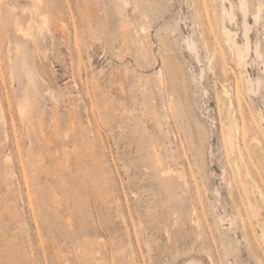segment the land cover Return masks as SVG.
<instances>
[{"label": "rangeland", "instance_id": "obj_1", "mask_svg": "<svg viewBox=\"0 0 264 264\" xmlns=\"http://www.w3.org/2000/svg\"><path fill=\"white\" fill-rule=\"evenodd\" d=\"M261 1L0 0V264H264L236 164L264 194Z\"/></svg>", "mask_w": 264, "mask_h": 264}, {"label": "bare ground", "instance_id": "obj_2", "mask_svg": "<svg viewBox=\"0 0 264 264\" xmlns=\"http://www.w3.org/2000/svg\"><path fill=\"white\" fill-rule=\"evenodd\" d=\"M243 1H245V0H243ZM240 2H242V1H240ZM242 3L245 4V2H242ZM242 3H241V5H242ZM262 4H263V2L261 0H258V9H257L256 15H255L256 20L260 18V11H261ZM35 9H36L35 16H33L30 20L35 21L39 17H41V19H45L39 13L37 4H35ZM223 14H227V10L225 9V6H223ZM245 14H246L245 15V17H246L247 13H245ZM144 15H145V13H144ZM21 23H22L21 20L16 21V29L19 32H22L23 34L26 35L29 30H26L25 29L26 27L24 28V26H22L23 23L22 24ZM28 27H29V25H28ZM223 31L228 36V38L231 39V32L227 28V25L225 23H223ZM152 43L153 42L151 40L149 28L146 25H143L141 28V34L137 38V52L143 59H148V56L151 53ZM234 44H235V48H236V52H235L236 62L239 66H241L244 64L246 56H245L243 50L239 47V44L238 45L236 44L235 40H234ZM189 45L191 46L192 43L189 42ZM176 58H177L176 56H168L163 60V64L161 65V67L156 72L157 84H158L157 86L161 87V85L164 82V75H165V73H168L171 76V79L175 83V85L182 88L183 99L185 102H187L189 86L187 85V82H186L184 67ZM197 58L200 60L199 56ZM222 89H223L224 93L228 94L229 90L224 84L222 85ZM19 110H20L22 117L24 118L26 115L25 107L21 105ZM190 125H191V128H190V131H189L188 136H187V143H188L190 149L200 152L199 151L200 147L197 146L195 143L194 130L192 128L193 125L192 124H190ZM194 125L197 126V129H198V131L202 137L204 136V134L206 135V131H204V134H203V131H201L202 130L201 128L203 125L200 121H198V120L194 121ZM224 130H225V135L228 139V142H229L231 148L235 151L236 148L238 147V133L240 131H239V128L236 124L235 119L233 118L232 113H230L228 116L227 123H226ZM240 163H241V161L238 159L236 164H237V169H238L239 174H240V178L242 180V186H243V189L245 192L247 206L250 210V214H251L250 219H253V222L255 223L256 228L258 229L259 235H260V237L264 243V214H263V211H264V194L258 188L251 186V184L247 185V182H244L245 177L242 174V171L240 168V166H241ZM258 203H260V204H258ZM238 207H239V204L236 202V210L238 209ZM250 214H249V216H250ZM238 216H241V213L239 211H238ZM229 223L231 225H233L235 223L234 217L230 218ZM242 229H243V236L246 238V241L250 242L249 240H247V237L249 236V232L247 230V226H246V222H245L244 218H242ZM249 245H250V243H249Z\"/></svg>", "mask_w": 264, "mask_h": 264}]
</instances>
